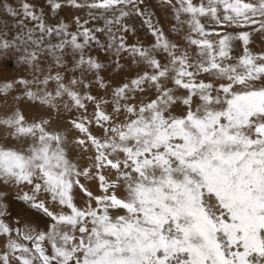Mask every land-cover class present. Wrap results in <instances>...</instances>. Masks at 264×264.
<instances>
[{"label": "snow or ice", "instance_id": "obj_1", "mask_svg": "<svg viewBox=\"0 0 264 264\" xmlns=\"http://www.w3.org/2000/svg\"><path fill=\"white\" fill-rule=\"evenodd\" d=\"M160 3L183 46L153 23L145 0H47L53 15L87 10L75 31L49 24L28 0L0 3L9 18L0 20V59L32 73L0 83V94L19 85L16 101L77 113L63 131L19 108L0 115V183L48 218L44 230L0 218V264H264V51L249 48L264 34V0ZM134 16L150 47L127 43ZM93 48L143 66L111 99L88 91L109 90L105 65L86 54ZM72 132L83 164L69 157Z\"/></svg>", "mask_w": 264, "mask_h": 264}, {"label": "bare ground", "instance_id": "obj_2", "mask_svg": "<svg viewBox=\"0 0 264 264\" xmlns=\"http://www.w3.org/2000/svg\"><path fill=\"white\" fill-rule=\"evenodd\" d=\"M157 1L160 2V0H157ZM28 2L32 3V4H36L38 6L37 10H39L40 8H43L45 13L47 14L46 20L49 24H50V22L48 21V19H52V20L54 19V21L51 24H54L57 21H63L64 23H66L69 26L70 31L76 30V24L72 18H75V20H76V18L79 17L81 20H83L85 18H82L81 12L82 11L87 12L86 9H75V8H71L68 6H64L60 10H58V12L55 15H53L49 11V8L47 5V0H36V1L35 0H28ZM11 3L15 4L16 0L11 2ZM155 5L158 8V10L161 12L160 13V14H162L161 17L167 19V21H170V22L172 20L173 21V22H171L172 24L175 23V21L172 19V17L169 16L171 14V10L167 5L161 4L159 6L156 3H155ZM162 7H164L166 10L161 9ZM166 11L167 12L169 11V13H167ZM171 16H172V14H171ZM159 19L160 18L158 17V20ZM165 19H163V20L165 21ZM162 21H160V22L157 21L158 26L162 27V25L164 24ZM164 25L166 26L167 24H164ZM215 27H216L215 25H209L210 30L212 28H215ZM227 30L228 31H235L234 29H231V28H229ZM165 32L169 33V34H167V36L170 40H172L173 42L179 43L181 46L184 45L182 33L181 34L175 33L171 29H168L167 26L165 27ZM253 34L254 35L252 37H255L258 41H261L262 39L264 40V34H260V33H253ZM53 42H55V41H53ZM253 44H255V43H253ZM253 44H250L252 47H249V48L251 50L255 51V53H259V52L264 51V48H262L261 46H258L257 44L255 46H253ZM258 44H260V43H258ZM237 45H239L238 42H237ZM86 54L92 55L96 59L100 58L103 61L100 63L105 65V67L100 70V76L104 79L105 83L109 85L108 93H106V91L104 89H101L98 86H92L88 91H90V93L94 96H98V97L103 96L106 99H111L110 89L112 87H115L117 84L120 85L122 82L128 81L131 78H134L137 75V73L140 72L142 69L141 66L138 67V66L132 65V67H129L126 62L124 63V58H119V59L117 58V59L113 60L110 57L111 59L108 60L109 55H104L102 57V56L96 55V53H93L92 50H91V52L86 53ZM46 58L48 59L49 62L51 61L50 57H46ZM46 58H45V61H46ZM69 59H70V57H69ZM160 59L163 61L162 58H160ZM7 60H12L14 62V66H16L18 68L19 63L16 62L15 57H11V56L7 57ZM116 60H119V64L121 65V67H119V68L116 67V64L114 63V61H116ZM108 61H110V63H108ZM4 65H6V61L3 64V67H5ZM19 65H21V64H19ZM106 68H110V70L108 72H106ZM3 69L1 68L0 70H3ZM7 69L9 70L11 68H7ZM4 70H6V69H4ZM22 72H23V66H21L20 71L18 73L22 74ZM28 72L30 73L31 70L29 69ZM67 75L70 77L72 75V73H68ZM75 75L79 78V73H76ZM5 76H6V74H5ZM22 76L26 77L27 74H23ZM85 79H86V82H90L91 80H94V74H88L85 77ZM0 83H1V81H0ZM52 89H54V84L50 85V87H49V90H52ZM16 91H17L16 89H13L11 93H15ZM11 93L7 94L6 98L4 95H0V105H3L5 107L4 109H8V108H10V109H15V108L25 109V108H28L29 111L28 110L27 111L29 113V118H28L29 120H32L33 116H37V115L42 114V113H47V112H50L52 114L58 113L62 116L63 120H54V121L50 122V128H52V129H57V130H61V131L66 130L68 128V125H67L68 119L73 118L77 114L75 110H73L71 113L67 112L66 110L63 109L62 104L60 105L59 111H56L55 109H47L44 107H40L36 104H33V102H31V104H29L30 101H27V100H25L27 102H24L22 104H21V102H23V101H20V102L18 101L15 105H12L14 103L15 98H14L13 94H11ZM150 95H151V92L137 93V99H146ZM8 97H10L12 99V101H13L12 104L6 103V99ZM108 110H110V107L108 108ZM91 111H92V106H89V112H91ZM5 112H8V111H0V115L4 114ZM93 132L95 134H99V131L95 128H93ZM75 135H77V133H74V132H72L69 135V145H68L69 157L80 162L81 164H83L84 160L81 159V157L79 155V150L76 149L71 144V139ZM82 182H84V181L82 180ZM85 183L89 184L92 191H94V192L97 191L94 185L90 184L89 182H85ZM25 190H27V189H25ZM0 191H3L6 193V195L3 197V199L0 200V203H3L6 205L5 209H0V210H3L6 212V215L4 217H0V218L4 219L6 223H9L10 225H14L15 221L19 220L20 224L17 225L19 227H23V225L25 223H28V224H31L32 226L38 227L40 230H44L46 228L47 223H48V218L44 217L42 214L33 212L32 210L28 209L21 201L17 200L16 197L19 193V190L17 188H15L14 186H11V185L5 186L2 183H0ZM82 195L83 194L79 193V191L77 190V201L76 202L78 204L81 203L80 197H82Z\"/></svg>", "mask_w": 264, "mask_h": 264}, {"label": "rangeland", "instance_id": "obj_3", "mask_svg": "<svg viewBox=\"0 0 264 264\" xmlns=\"http://www.w3.org/2000/svg\"><path fill=\"white\" fill-rule=\"evenodd\" d=\"M13 1H15V0H10V2H13ZM36 1V0H35ZM157 0H145V4L144 5H141V7L142 8H147V11L148 12H150V13H152V19H153V23H156L157 24V21H162L163 19H165V18H163V17H161L162 16V14H160L161 12L158 10V8L156 7V5H155V3L156 4H158L159 6L161 5V3L159 2V1H157ZM3 2V0H0V3H2ZM153 2V3H152ZM161 9H163V10H166L164 7H162ZM167 12V11H166ZM156 13V14H155ZM167 13H169V11L167 12ZM81 16H82V18H87V12H85V11H82L81 12ZM170 17H172L171 16V14L169 15ZM157 17V18H156ZM158 17L160 18L159 20H158ZM162 18V19H161ZM4 19H8V17H0V20H4ZM73 20H74V22H75V18H72ZM48 21L50 22V24L54 21V19L52 20V19H48ZM129 25H131V26H133L134 28H135V33L133 34V33H128V34H126V39H127V43L128 44H136V43H141L144 47H150V45L152 44V42H153V37L148 33V31H147V29H146V27H142V24H141V20H140V18L139 17H130V18H128V20L126 21ZM164 24H167L166 26L168 27V29H172V23L171 22H173L172 20H171V22L170 21H167V19H165V21L163 20L162 21ZM162 25V29H163V31L165 32V25ZM99 25L100 26H102V21L101 22H99ZM88 27H95V26H97V24L96 23H90L89 25H87ZM165 34L167 35V34H169V33H166L165 32ZM254 34H252V36H253ZM143 36V37H142ZM101 40L102 41H105L106 42V39H105V37H102L101 36ZM104 38V39H103ZM252 43L251 44H253V43H255V44H253V46H255L256 44L258 45V46H261L262 48H264L263 46H264V40L262 39L261 41H258L255 37H252ZM131 40V41H130ZM255 40V41H254ZM147 42V43H146ZM258 43H262L261 45L260 44H258ZM148 45V46H147ZM237 46V50H239V45H236ZM249 47H252L251 45H249ZM253 51V50H252ZM92 52L93 53H96V55H99V56H104V55H109V57H108V60H110L111 58L113 59V60H115V59H119V58H124V63L126 62L127 63V65L129 66V67H132V65L133 66H138V67H143L142 65H134V64H132V62H131V58L126 54V53H122L121 55H120V57H116L113 53H109V52H105V51H100L99 49H97V48H93L92 49ZM254 53H255V51H253ZM160 57H159V56ZM163 54L162 53H160V54H157V58L158 59H160V58H162L163 59V56H162ZM111 57V58H110ZM114 57V58H113ZM116 57V58H115ZM5 61H6V65H4L5 67H3V64L5 63ZM98 61L99 62H103L100 58H98ZM47 62H49L48 61V59L46 58V62L45 63H43L42 64V66L43 67H45V68H47ZM108 63H110V61H108ZM21 66H23V72H22V74H19L18 72L20 71V68H21ZM6 69V70H0V81H1V83H3V82H5V81H11V80H13L14 78H28V79H31V75H32V73L30 72H28L29 71V69L26 67V66H24V65H19L18 64V68L16 67V66H14V62L12 61V60H7V58H3V59H0V69ZM7 68H11V69H7ZM104 70V69H103ZM110 70V68H106V72H108ZM105 71V70H104ZM4 73V74H3ZM12 73V74H11ZM5 74H6V76H5ZM23 74H27V76L26 77H24V76H22ZM4 76V77H3ZM16 76V77H15ZM7 78V79H6ZM11 80H10V79ZM91 81H93V80H91ZM67 82V81H66ZM124 82H127V81H124ZM123 83V82H122ZM93 86H97V85H95L94 83H93ZM116 86H118V84L116 85ZM55 87V86H54ZM21 89H22V86H17V88H16V92L15 93H11V94H13V96H14V98L16 97V96H21L22 95V91H21ZM33 90H35V86H33ZM101 92V91H100ZM0 95H3V94H0ZM23 102H21V104L22 103H24V102H27V101H25V100H22ZM18 101H15L14 100V103H13V101H12V99L10 98V97H8L7 99H6V103H8V104H12V105H15L16 103H17ZM20 102V101H19ZM29 104H31V102H29ZM0 111H9L10 110V108H8V109H4L5 107L3 106V105H0ZM22 112H23V114L27 117V118H29V113H28V111H29V109L28 108H25V109H20ZM28 110V111H27ZM40 117H43L44 119H48L50 122H52V121H54V120H63L62 119V116L60 115V114H58V113H55V114H52V113H50V112H47V113H42V114H39V115H37V116H33V118H36L37 120L40 118ZM75 133V132H74ZM73 156V155H72ZM25 211V210H24ZM26 212V211H25ZM27 214V213H26ZM27 216V215H26ZM24 222V221H23Z\"/></svg>", "mask_w": 264, "mask_h": 264}]
</instances>
